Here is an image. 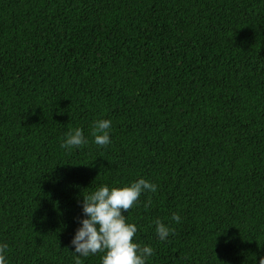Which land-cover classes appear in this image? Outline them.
I'll return each instance as SVG.
<instances>
[{
  "label": "trees",
  "instance_id": "trees-1",
  "mask_svg": "<svg viewBox=\"0 0 264 264\" xmlns=\"http://www.w3.org/2000/svg\"><path fill=\"white\" fill-rule=\"evenodd\" d=\"M70 127L88 143L61 148ZM140 178L157 191L125 215L147 264L264 257V0H0L8 264H74L83 194Z\"/></svg>",
  "mask_w": 264,
  "mask_h": 264
},
{
  "label": "clouds",
  "instance_id": "clouds-1",
  "mask_svg": "<svg viewBox=\"0 0 264 264\" xmlns=\"http://www.w3.org/2000/svg\"><path fill=\"white\" fill-rule=\"evenodd\" d=\"M112 122L98 119L90 126V134L98 147L110 144V129ZM61 148L71 151L88 143L82 128H69L61 138ZM157 185L144 178L130 182L123 187L101 185L90 193L83 194L82 210L85 218L80 220L81 226L76 230L71 241L75 246L74 264H83L81 257H89L102 253L101 264H147L155 253L149 245H141L134 240L138 227L128 222L129 213L140 203V197L145 193H155ZM151 196L144 207L151 204ZM180 223L181 217L174 213L171 217ZM156 234L161 241L167 240L175 229L157 218L154 221ZM8 245L0 244V264H8ZM258 264H264L261 257Z\"/></svg>",
  "mask_w": 264,
  "mask_h": 264
}]
</instances>
